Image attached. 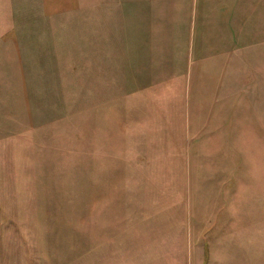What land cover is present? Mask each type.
Here are the masks:
<instances>
[{
    "label": "rangeland",
    "instance_id": "obj_1",
    "mask_svg": "<svg viewBox=\"0 0 264 264\" xmlns=\"http://www.w3.org/2000/svg\"><path fill=\"white\" fill-rule=\"evenodd\" d=\"M0 264H264V0H0Z\"/></svg>",
    "mask_w": 264,
    "mask_h": 264
}]
</instances>
